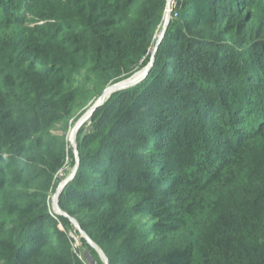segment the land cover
Here are the masks:
<instances>
[{
  "label": "trees",
  "instance_id": "obj_1",
  "mask_svg": "<svg viewBox=\"0 0 264 264\" xmlns=\"http://www.w3.org/2000/svg\"><path fill=\"white\" fill-rule=\"evenodd\" d=\"M166 5L0 0V264H102L48 197ZM263 7L176 0L78 130L58 206L108 264H264Z\"/></svg>",
  "mask_w": 264,
  "mask_h": 264
},
{
  "label": "rangeland",
  "instance_id": "obj_2",
  "mask_svg": "<svg viewBox=\"0 0 264 264\" xmlns=\"http://www.w3.org/2000/svg\"><path fill=\"white\" fill-rule=\"evenodd\" d=\"M174 1V0H173ZM176 1V0H175ZM174 6V5H173ZM263 6H264V0H263ZM168 8H170V6H168ZM173 8V7H172ZM263 9H264V7H263ZM166 10H167V8H166ZM166 13H168V14H166ZM168 15V16H167ZM166 18H168V23H169V21H170V19L171 18H174V17H172V14H171V9L170 10H168V11H166L165 12V16H164V20H163V23H162V25L158 28V30H157V32H156V34H155V36H154V43H153V47H152V49H151V62H152V66H153V60H154V55H155V53H156V51H157V48H158V46L160 45V43L162 42V40H163V38H164V35H165V32H166V30L163 32V27H164V22L166 21ZM166 29H167V26H166ZM159 39H161L160 40V42H159ZM159 42V43H158ZM158 43V44H157ZM157 45V46H156ZM155 47H156V50H155ZM153 53H154V55H153ZM151 66V67H152ZM151 69V68H150ZM144 70V69H143ZM142 70V71H143ZM150 71V70H149ZM149 73V72H148ZM148 75V74H147ZM146 75V76H147ZM145 76V77H146ZM145 77L143 78V80L145 79ZM142 81V80H141ZM129 83V82H128ZM111 95V94H110ZM109 95V96H110ZM108 96V97H109ZM108 97H106L105 98V100L108 98ZM97 102V101H96ZM95 102V103H96ZM88 112V111H87ZM86 112V113H87ZM85 113V114H86ZM84 114V115H85ZM83 115V116H84ZM82 116V117H83ZM81 117V118H82ZM80 118V119H81ZM79 119V120H80ZM78 120V121H79ZM90 120V117L89 118H87L86 119V121L79 127V129L81 128V127H83V128H85V129H88V131H89V123H88V121ZM78 121L76 122V124L78 123ZM76 124L73 126V128L71 129V131L68 133V135H67V141H68V143H69V147L70 148H72V150H73V152H74V158H75V165H74V167H72L71 166V162H68L66 165H65V169L69 172V174H68V176L66 177V178H64L63 179V181L61 182V183H59L58 184V186H57V188L52 192H50L49 193V197H48V202H49V215H60L61 213L62 214H64L65 215V213L59 208V206H58V198H55V194H56V191H57V189L59 188V186L65 181L66 182V180H68V182H66V184H68L69 182H71V180H73L74 179V173L76 172V170H77V168L79 167V160H78V156H76L77 155V146H76V141H75V139H76V136H75V139L72 141V131H73V129H74V127L76 126ZM60 128V127H59ZM62 133V131L61 130H59L58 131V134H61ZM75 144V146H76V153H75V150H74V147H73V145ZM63 176V172H60L59 173V175H58V177H62ZM64 188V187H63ZM61 193V192H60ZM69 218V217H68ZM69 220V219H68ZM58 226L60 227V228H62L63 230H65V227H64V225L62 224V223H59L58 224ZM74 228V227H73ZM69 236H70V238L73 240V247H74V249H75V252H76V254L78 255L79 254V250L80 251H83V249H84V247L82 246V244H81V242L79 241V239L81 238V236H80V234H79V232H77L76 230H75V228H74V230L73 231H71L69 234H68ZM79 257H80V260L82 259V255L81 254H79L78 255ZM103 264V263H102Z\"/></svg>",
  "mask_w": 264,
  "mask_h": 264
},
{
  "label": "water",
  "instance_id": "obj_3",
  "mask_svg": "<svg viewBox=\"0 0 264 264\" xmlns=\"http://www.w3.org/2000/svg\"><path fill=\"white\" fill-rule=\"evenodd\" d=\"M168 25V18H166V21L164 22V27H163V32L166 30V26ZM161 39H159V42H160ZM158 42V43H159ZM157 43V44H158ZM157 46V45H156ZM155 50H156V47H155ZM154 55V53H153ZM152 66V62L150 61L149 65L141 72L135 74L131 79L129 80H126L124 82H121L119 84H116V85H113V86H110L108 87L104 92L103 94L101 95V97L97 100V102L88 110V112L78 121V123L76 124V126L74 127L73 129V133H72V141L75 139V136L79 130V127L86 121L87 118L91 117L92 113L95 111V109H97L98 107H100L104 101H105V96L107 94H112L114 92H117V91H122V90H125L127 88H130V87H133L135 86L136 84H138L139 82H141V80H143V78L148 74L150 68ZM140 73H142V75L135 80V82L133 84H128V82H130V80L134 79L135 76L139 75ZM74 147V150H75V153H76V146L75 144L73 145ZM77 156V155H76ZM75 174V173H74ZM68 182V181H66ZM66 182L64 181L60 186L59 188L57 189L56 191V194H55V198H58V196L60 195V192L62 191L63 187L66 185ZM60 216H63V217H66L68 218L66 215L64 214H60ZM69 221L71 222V224L73 225V227L75 228V230L77 232H79L80 236L82 239H84L86 241V243L98 254L100 260L102 261L103 264H108L104 254L102 253V251L96 246L94 245L90 239L84 234V232L80 229L79 225L71 218H68Z\"/></svg>",
  "mask_w": 264,
  "mask_h": 264
},
{
  "label": "built area",
  "instance_id": "obj_4",
  "mask_svg": "<svg viewBox=\"0 0 264 264\" xmlns=\"http://www.w3.org/2000/svg\"><path fill=\"white\" fill-rule=\"evenodd\" d=\"M173 5H175V0L174 1L173 0H167V5H166L167 10L166 11H168L170 9L172 11ZM168 6H170V8H168ZM84 264H95V263L93 261H91L89 258V261L87 260V262H85Z\"/></svg>",
  "mask_w": 264,
  "mask_h": 264
},
{
  "label": "bare ground",
  "instance_id": "obj_5",
  "mask_svg": "<svg viewBox=\"0 0 264 264\" xmlns=\"http://www.w3.org/2000/svg\"><path fill=\"white\" fill-rule=\"evenodd\" d=\"M166 14H168V13H166ZM168 15H169V14H168ZM168 15H167V16H168ZM141 75H142V73H140L139 75L135 76V78L132 79V80H130V82H129L128 84H133V83L135 82V80L138 79ZM109 95H110V94H107V95L105 96V98L108 97Z\"/></svg>",
  "mask_w": 264,
  "mask_h": 264
},
{
  "label": "clouds",
  "instance_id": "obj_6",
  "mask_svg": "<svg viewBox=\"0 0 264 264\" xmlns=\"http://www.w3.org/2000/svg\"><path fill=\"white\" fill-rule=\"evenodd\" d=\"M66 181H68V180H66Z\"/></svg>",
  "mask_w": 264,
  "mask_h": 264
}]
</instances>
